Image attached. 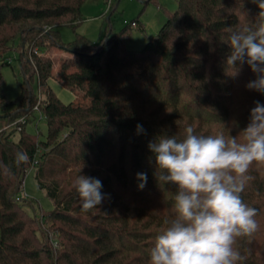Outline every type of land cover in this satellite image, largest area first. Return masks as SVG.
I'll list each match as a JSON object with an SVG mask.
<instances>
[{"label":"trees","instance_id":"obj_1","mask_svg":"<svg viewBox=\"0 0 264 264\" xmlns=\"http://www.w3.org/2000/svg\"><path fill=\"white\" fill-rule=\"evenodd\" d=\"M83 2L0 0V68L19 38L24 78L19 95L8 100L0 71V264H148L155 237L174 216L177 192L176 185L157 180L149 142L183 139L189 125L198 135L237 136L256 102L264 105V93L246 87L256 78L247 63H226L229 32L256 20L259 9L251 0H177L139 50L124 44L128 25L108 32L99 45L77 33L63 43L57 27L74 29ZM25 20L47 23L20 25ZM45 42L72 53L57 63L64 86L84 88L92 72L88 91L107 112L57 98L48 85L55 61L35 52L46 49ZM34 75L42 97L30 86ZM35 105L46 120L44 139L25 129L38 114ZM24 115L26 123L17 129L12 123ZM20 154L27 159L20 161ZM33 160L37 184L53 202L40 216L25 208L33 209L29 197H18ZM137 173L147 174L143 189ZM80 174L99 179L105 194L88 212L73 187ZM249 175L254 179L241 196L257 209L259 228L235 247L245 257L240 264H264V163H254ZM46 221L50 225L42 229Z\"/></svg>","mask_w":264,"mask_h":264},{"label":"clouds","instance_id":"obj_2","mask_svg":"<svg viewBox=\"0 0 264 264\" xmlns=\"http://www.w3.org/2000/svg\"><path fill=\"white\" fill-rule=\"evenodd\" d=\"M251 2L259 9L256 20L229 32L232 51L226 63L231 68L247 63L256 78L246 87L264 93V0ZM184 133L183 139L161 136L148 144L157 180L177 186L174 216L155 237L148 264H240L245 257L235 247L237 240L252 237L259 228L257 209L241 193L254 179L252 165L264 163V105L256 102L250 122L237 136L198 135L190 125ZM26 159L19 155L20 161ZM137 179L143 189L147 174L137 173ZM73 187L84 212L105 199L99 179L80 174Z\"/></svg>","mask_w":264,"mask_h":264},{"label":"rangeland","instance_id":"obj_3","mask_svg":"<svg viewBox=\"0 0 264 264\" xmlns=\"http://www.w3.org/2000/svg\"><path fill=\"white\" fill-rule=\"evenodd\" d=\"M144 1H146L144 3ZM115 6V10L110 13V8ZM177 7V0H84L81 6L82 20L73 29L65 24H60L57 31L63 43L71 42L75 39L76 33L86 37L93 45H99L108 32H117L124 26L128 25L123 33L124 44L128 49L139 50L142 48L148 36L155 34L158 28L165 20L166 11H173ZM108 18V19H107ZM137 19V20H135ZM134 21L135 26L130 25ZM47 23L46 21L25 20L20 23L22 26L31 24L39 26ZM15 43V44H14ZM12 45V49L7 52L6 60L8 64L1 66L0 71L3 76L2 90L8 100L15 99L20 92L21 85L24 81L17 60V52L20 45V39L16 38ZM47 45L48 42H45ZM47 48L35 49L38 54L45 57H51L55 63L52 68V77L48 79V85L63 104H70L77 101L81 104L89 106L97 113H105L108 106L101 100L91 95L88 91L90 77L92 72L87 71L85 87H77L75 91L64 86L57 75L58 61L62 57H71L72 53L60 48L57 45H47ZM30 86L35 95L43 96L38 92L37 78L34 75L30 80ZM4 111L0 110V114ZM34 117V118H33ZM31 120L25 125V129L29 133L36 134L38 132L39 139H44L47 133L46 120L44 117L38 118L35 112ZM16 135H13L14 139ZM32 201L33 209L25 206L31 213L40 216L41 211L52 209L53 202L46 195L44 189H41L35 178V169L26 172L23 178V190ZM27 203H31L30 201ZM50 225V221H46L44 229ZM42 236V233H40Z\"/></svg>","mask_w":264,"mask_h":264},{"label":"built area","instance_id":"obj_4","mask_svg":"<svg viewBox=\"0 0 264 264\" xmlns=\"http://www.w3.org/2000/svg\"><path fill=\"white\" fill-rule=\"evenodd\" d=\"M130 25L135 26L136 23L134 21H132L130 23ZM34 110L38 111V118L39 119L43 117V115L38 110V106L37 105L34 106ZM26 120H27V115L21 116L17 120H15L12 123V125L16 126L17 129H20L21 128V125L26 123ZM36 163H37L36 160H33L32 163H31V165H30V167L28 168L27 171H29L30 169H33ZM22 190H23V183L21 185V190L18 193V197L19 198H28V196ZM54 245H56V243H54Z\"/></svg>","mask_w":264,"mask_h":264},{"label":"crops","instance_id":"obj_5","mask_svg":"<svg viewBox=\"0 0 264 264\" xmlns=\"http://www.w3.org/2000/svg\"><path fill=\"white\" fill-rule=\"evenodd\" d=\"M144 2H145V1H144ZM137 21H138V20H137ZM163 22H164V21H163ZM163 22H162V23H163Z\"/></svg>","mask_w":264,"mask_h":264}]
</instances>
